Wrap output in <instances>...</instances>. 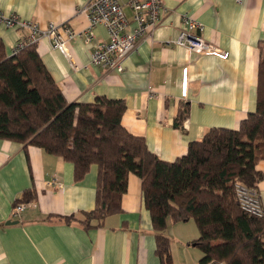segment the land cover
I'll return each mask as SVG.
<instances>
[{
  "label": "crops",
  "instance_id": "obj_1",
  "mask_svg": "<svg viewBox=\"0 0 264 264\" xmlns=\"http://www.w3.org/2000/svg\"><path fill=\"white\" fill-rule=\"evenodd\" d=\"M90 0H0V12L37 23L82 32L89 27L82 10ZM204 27L202 39L220 54H197L177 45L183 18ZM131 17V16H130ZM27 34L0 23V38L9 57ZM97 43L110 41L95 29ZM37 51L69 103L90 104L98 97L122 100L123 126L143 137L149 150L166 162L188 153L213 128L235 130L256 111L259 63L264 52V0H163L158 26L138 41L124 61V71L91 65L93 46L69 44L79 67L43 39ZM189 115L177 126L183 105ZM264 176V159L257 166ZM98 166L76 182L74 165L36 146L0 139V264H160L151 215L144 205L142 181L129 176L123 211L91 228L51 216H75L95 209ZM57 182V186L54 184ZM264 207V177L257 186ZM27 190L31 205L11 220L15 202ZM18 221L16 225H7ZM174 264H201L200 237L194 221L169 222Z\"/></svg>",
  "mask_w": 264,
  "mask_h": 264
},
{
  "label": "trees",
  "instance_id": "obj_2",
  "mask_svg": "<svg viewBox=\"0 0 264 264\" xmlns=\"http://www.w3.org/2000/svg\"><path fill=\"white\" fill-rule=\"evenodd\" d=\"M126 104L98 97L94 103H69L45 67L37 46L9 57L0 38V139L36 146L74 165L82 181L98 166L96 206L75 216H51L87 228L102 225L123 211L129 176L142 181L144 205L151 215L160 264H174L169 222L194 221L203 253L201 264H264V219L243 211L235 186L256 189L264 159V52L259 63L256 111L238 129H211L190 144L188 153L166 162L153 154L143 137L122 123ZM183 105L177 126L187 119ZM27 190L15 202H30Z\"/></svg>",
  "mask_w": 264,
  "mask_h": 264
},
{
  "label": "built area",
  "instance_id": "obj_3",
  "mask_svg": "<svg viewBox=\"0 0 264 264\" xmlns=\"http://www.w3.org/2000/svg\"><path fill=\"white\" fill-rule=\"evenodd\" d=\"M162 9L163 0H90L82 10L88 15L89 27L82 32L54 23L42 29L35 22L24 21L16 15L6 16L1 12L0 23L27 32L19 40L13 55L46 39L54 50L67 58L74 69H79L72 57L69 44L82 41L85 45L94 47L91 65H104L111 71L122 73L124 61L135 51L138 41L158 26ZM183 22L185 30L179 36L177 45L197 54L221 53L220 49L202 39L204 27L195 18L185 15ZM100 26L108 31L110 38L108 43L96 42L95 29ZM54 184L58 185L56 181ZM235 190L241 209L252 216L264 219V207L258 190L242 183H237ZM31 204L30 202L15 204L11 220L19 219L23 210Z\"/></svg>",
  "mask_w": 264,
  "mask_h": 264
},
{
  "label": "water",
  "instance_id": "obj_4",
  "mask_svg": "<svg viewBox=\"0 0 264 264\" xmlns=\"http://www.w3.org/2000/svg\"><path fill=\"white\" fill-rule=\"evenodd\" d=\"M19 222L18 221H9L8 223H7V225H16V224H18Z\"/></svg>",
  "mask_w": 264,
  "mask_h": 264
}]
</instances>
